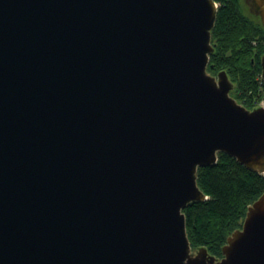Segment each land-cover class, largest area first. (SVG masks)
<instances>
[{
	"label": "water",
	"instance_id": "1",
	"mask_svg": "<svg viewBox=\"0 0 264 264\" xmlns=\"http://www.w3.org/2000/svg\"><path fill=\"white\" fill-rule=\"evenodd\" d=\"M216 12L0 0V264H264V193L221 258L186 233L198 168L222 152L264 174V106L207 71Z\"/></svg>",
	"mask_w": 264,
	"mask_h": 264
},
{
	"label": "trees",
	"instance_id": "2",
	"mask_svg": "<svg viewBox=\"0 0 264 264\" xmlns=\"http://www.w3.org/2000/svg\"><path fill=\"white\" fill-rule=\"evenodd\" d=\"M218 4L207 71H225L233 84L232 97L248 109L263 98L260 88L264 26L246 16L241 0H214ZM197 185L206 200L184 209L186 233L192 250L205 247L221 258L227 238L242 227L248 207L264 193V174L219 153L215 164L197 170Z\"/></svg>",
	"mask_w": 264,
	"mask_h": 264
},
{
	"label": "rangeland",
	"instance_id": "3",
	"mask_svg": "<svg viewBox=\"0 0 264 264\" xmlns=\"http://www.w3.org/2000/svg\"><path fill=\"white\" fill-rule=\"evenodd\" d=\"M219 4V3H218ZM242 6H244V5H242ZM217 7H218V5H217ZM245 7V10H244V13H246L248 16L250 15V16H253V15H251L250 14V12L248 11V9H247V6H244ZM258 22H261V20H260V18H258L257 17V20L255 21V23H258ZM262 24V23H261ZM263 25V24H262ZM264 26V25H263ZM212 44V43H211ZM264 44V43H263ZM213 51H214V47H213ZM210 74V73H209ZM213 76H216V74L215 75H213ZM263 81V80H262ZM264 82V81H263ZM260 90H261V93H263V98L262 99H260L259 100V102L257 103V106H259V105H263L264 106V87L262 86V88H260ZM232 91H233V88H232V90H231V92H230V95H231V93H232ZM232 96V95H231ZM240 104V103H239ZM197 250V249H196ZM196 250H192V252L193 253H195V251Z\"/></svg>",
	"mask_w": 264,
	"mask_h": 264
},
{
	"label": "flooded vegetation",
	"instance_id": "4",
	"mask_svg": "<svg viewBox=\"0 0 264 264\" xmlns=\"http://www.w3.org/2000/svg\"><path fill=\"white\" fill-rule=\"evenodd\" d=\"M241 1H242V5L247 6L248 11L250 12L251 15H253V16H250V15L248 16V15L245 13L247 17L253 19L254 21L257 20V17L260 18L258 15H255V14H253V13L251 12V10H250V5H249L245 0H241ZM244 6H241L243 12H244V10H245V7H244ZM213 27H214V26H213ZM212 29H213V28H212ZM212 29H211V32H212ZM211 32H210V33H211ZM211 37H212V36H211ZM263 43H264V40H263Z\"/></svg>",
	"mask_w": 264,
	"mask_h": 264
}]
</instances>
